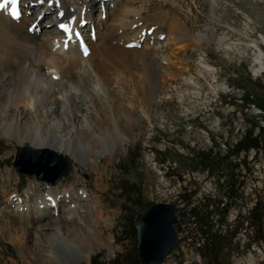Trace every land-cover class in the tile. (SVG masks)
<instances>
[{
    "label": "rangeland",
    "instance_id": "1",
    "mask_svg": "<svg viewBox=\"0 0 264 264\" xmlns=\"http://www.w3.org/2000/svg\"><path fill=\"white\" fill-rule=\"evenodd\" d=\"M107 1L103 0L104 3ZM21 2L19 0L23 15ZM123 2L125 7L121 8V14L126 15L127 22L132 23V29L144 28L146 25V32L161 34L162 43H171L160 49L156 57L150 55L153 53L150 47L153 48L155 44L149 45V49H144L149 58L155 60V70L160 79L153 87L156 91L152 93L149 80L142 77L144 71L138 69L140 64L133 65L130 71L124 73L125 67L120 63L119 55L123 45L118 44V38L111 40L115 49H119L118 53H111V69L116 79L124 74L126 81L116 80L111 94L112 100L106 98L105 94L100 95V103L103 105L101 113L112 114V117L116 118L115 107L118 111L121 108L127 112L131 125L128 130L122 127L126 142L119 145L113 154L98 156L95 167L91 169L72 165L74 168L70 176L59 184L60 191L75 186L78 197L84 192L85 204L92 206L94 210L95 215H91L93 219L104 217L112 221L110 224L99 222V242L102 248L81 264H91V259L95 257L109 262L130 248V242L122 233L124 201L118 189L121 181L139 185L146 204H176L183 209V201L191 191L196 193L198 198L219 195V185L223 183L226 174L225 168L222 167L216 168L213 173L209 169L203 171L194 156L195 153L212 150L218 155H225L229 146L234 145L245 131H254L259 135L264 128V110L256 105L264 104V70L256 73L259 67L255 63L259 53L256 49L258 46L264 64V0ZM29 5L36 8V13L37 9L43 6V2L38 7L37 3ZM98 5L94 13L96 17L103 10L99 9ZM50 7L53 9V5ZM54 13L55 9L49 17ZM39 16H43V12ZM175 24L178 27H175ZM33 27L30 32L36 30V33L40 34L44 26L36 29ZM127 34L130 35L131 32L127 31L123 35ZM198 35H207L209 38L199 40ZM147 41L144 44L149 43ZM106 44L109 46L108 42ZM133 48L128 49L134 50ZM142 48L144 47L139 49ZM129 56L131 60L137 59L134 53ZM131 60L132 65L134 62ZM202 60L211 65L214 71L204 73L199 65ZM133 74L139 75L141 80L135 79ZM148 78L152 83L153 78ZM79 97L82 104L90 109L89 101L82 97L81 93ZM153 97L154 101L151 102ZM25 147L34 148L29 143L19 144L17 139L0 138V179L3 178L0 183V264H56L51 262L50 259L53 258L49 257V254H37L32 242L24 245L21 231L18 236L8 232L7 225L12 219L6 217L4 212L16 211L15 206L10 208L8 205V195L17 193L22 200L26 199L32 204L35 197L28 199L24 194L26 189L33 185L40 187L41 195L50 190L47 183L16 171L14 164L17 155ZM60 155L69 158L71 163L74 160L66 154ZM129 156H133L135 162L128 161ZM243 157L246 164L240 169V209L242 215H246L254 199L264 195V152L257 156L252 152L248 156L243 155L241 159ZM82 201L74 199L73 203ZM43 210L39 211L42 217L34 219L36 222L51 221L56 217L51 214L53 209ZM236 215L237 211L233 210L231 221ZM182 235L179 234V238ZM241 239L243 245L247 237L241 235ZM182 254L186 255V264L196 260L194 253H188L186 245L183 244L165 264H176ZM232 264H264V248L258 246L246 251L243 256L236 257Z\"/></svg>",
    "mask_w": 264,
    "mask_h": 264
},
{
    "label": "bare ground",
    "instance_id": "2",
    "mask_svg": "<svg viewBox=\"0 0 264 264\" xmlns=\"http://www.w3.org/2000/svg\"><path fill=\"white\" fill-rule=\"evenodd\" d=\"M21 1L24 14L21 15L20 10L18 19L11 17L10 6L0 10V138L17 139L21 145L29 143L35 149L66 154L74 159L71 163L73 166L91 169L95 167L98 156L111 155L119 145L125 144L122 127L128 130L131 125L128 121L130 116L121 108L118 111L115 107L116 116H113L116 118L112 114L101 113L103 105L100 95L105 94L106 98L111 99L115 82L126 81L124 74L116 79L111 69V53L119 50L115 49L111 40L118 38V44L123 45L119 50V60L125 67L124 73L130 71L133 65L143 64L138 69L144 71L142 77L149 80L152 93L156 91L153 87L159 78L155 60L152 61L144 49L155 44L153 48L150 47L153 52L150 55L156 57L158 51L171 42L162 43L161 34L146 32L145 24L144 28L132 29V23L127 22L126 15L121 14L124 0H108L107 3L103 0ZM41 2L43 6L35 13L36 8L29 4L37 3L38 7ZM51 5L55 13L49 17L53 11ZM97 5L103 10L96 17ZM41 12L43 16H39ZM41 18L46 20L42 21ZM62 25L70 29L69 36L60 29ZM40 26H44L40 34L36 30L30 32L31 27L36 29ZM127 31L131 34L124 36ZM197 37L199 40L209 38L207 35ZM145 41L149 43L144 44ZM256 49L259 50L255 61L259 67L256 73H260L264 70V64L260 48L256 46ZM131 53L136 55V61L130 59ZM130 60L136 63L131 65ZM199 65L206 74L214 71L205 60L200 61ZM133 76L141 80L139 75ZM148 76L153 78L152 83ZM80 93L91 104L90 109L82 104ZM59 184L48 186L50 190L43 195L40 194V187L30 186L24 194L28 199L35 197L32 204L26 199L22 200L17 193L8 195V205L16 208L15 212H4L6 217L12 219L7 225L8 232L18 236L21 231L24 245L32 242L37 254H49L53 263L81 264L102 248L99 222L110 224L112 221L104 217L93 219L91 215H95L94 210L85 204L84 192L78 197L75 186L60 191ZM74 199L83 201L73 203ZM48 208L53 209L51 214L56 217L51 221L36 222L34 219L42 217L39 211Z\"/></svg>",
    "mask_w": 264,
    "mask_h": 264
},
{
    "label": "trees",
    "instance_id": "3",
    "mask_svg": "<svg viewBox=\"0 0 264 264\" xmlns=\"http://www.w3.org/2000/svg\"><path fill=\"white\" fill-rule=\"evenodd\" d=\"M256 105L264 110L263 103ZM228 149L225 155H218L212 150L195 153L194 156L203 171L209 169L213 173L216 168L222 167L225 168L226 174L223 183L219 185V195L198 198L197 194L191 191L187 199H184L180 218L185 223L179 232L183 235L179 245L170 251L169 257L184 244L188 253H194L196 257L190 264H232L236 257L243 256L246 251L258 246L264 248V195L254 199L246 215H242L240 209V169L246 164L245 158L241 157L252 152L255 156L264 152V128L259 135L254 131H245ZM130 160L134 161L135 158L129 156L128 161ZM118 186L124 201L122 233L130 242V248L109 262H104L99 257L92 258L91 264H142L135 225L153 204L145 203L139 185L123 180ZM233 210L237 211V215L231 221ZM241 235L247 237L243 245ZM185 256L182 254L176 264H186Z\"/></svg>",
    "mask_w": 264,
    "mask_h": 264
},
{
    "label": "water",
    "instance_id": "4",
    "mask_svg": "<svg viewBox=\"0 0 264 264\" xmlns=\"http://www.w3.org/2000/svg\"><path fill=\"white\" fill-rule=\"evenodd\" d=\"M16 171L50 186L58 185L72 172L69 158L48 150L25 147L17 155ZM183 211L176 204H153L136 223L138 251L142 264H165L170 251L180 243Z\"/></svg>",
    "mask_w": 264,
    "mask_h": 264
},
{
    "label": "snow or ice",
    "instance_id": "5",
    "mask_svg": "<svg viewBox=\"0 0 264 264\" xmlns=\"http://www.w3.org/2000/svg\"><path fill=\"white\" fill-rule=\"evenodd\" d=\"M11 4L12 5V11L10 13L11 17L13 19H18L19 18V14L16 10V5L18 3V0H4L3 3H0V9H3L5 7L6 4ZM62 31L64 32H69L70 29L66 26V25H62ZM78 35V34H77ZM84 53L85 55H87V49H84Z\"/></svg>",
    "mask_w": 264,
    "mask_h": 264
}]
</instances>
